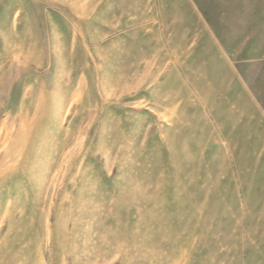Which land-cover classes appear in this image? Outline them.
I'll return each mask as SVG.
<instances>
[{
	"label": "rangeland",
	"instance_id": "obj_1",
	"mask_svg": "<svg viewBox=\"0 0 264 264\" xmlns=\"http://www.w3.org/2000/svg\"><path fill=\"white\" fill-rule=\"evenodd\" d=\"M0 264H264V0H0Z\"/></svg>",
	"mask_w": 264,
	"mask_h": 264
}]
</instances>
